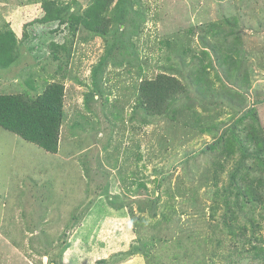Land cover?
Returning <instances> with one entry per match:
<instances>
[{
  "label": "rangeland",
  "instance_id": "1",
  "mask_svg": "<svg viewBox=\"0 0 264 264\" xmlns=\"http://www.w3.org/2000/svg\"><path fill=\"white\" fill-rule=\"evenodd\" d=\"M50 83L55 154L0 127V264H264V0H0V94Z\"/></svg>",
  "mask_w": 264,
  "mask_h": 264
},
{
  "label": "trees",
  "instance_id": "2",
  "mask_svg": "<svg viewBox=\"0 0 264 264\" xmlns=\"http://www.w3.org/2000/svg\"><path fill=\"white\" fill-rule=\"evenodd\" d=\"M182 92L183 87L175 78L159 75L140 86L138 100L149 115H161ZM63 99L64 88L58 83L48 84L33 97L0 94V127L44 152L55 154L64 118ZM261 143L264 140L258 145Z\"/></svg>",
  "mask_w": 264,
  "mask_h": 264
},
{
  "label": "crops",
  "instance_id": "3",
  "mask_svg": "<svg viewBox=\"0 0 264 264\" xmlns=\"http://www.w3.org/2000/svg\"><path fill=\"white\" fill-rule=\"evenodd\" d=\"M6 132V131H5ZM6 135V134H5ZM6 137L10 140L9 136L6 135Z\"/></svg>",
  "mask_w": 264,
  "mask_h": 264
}]
</instances>
